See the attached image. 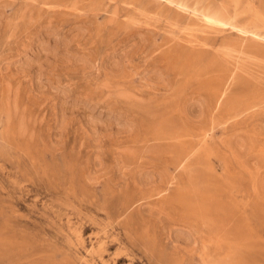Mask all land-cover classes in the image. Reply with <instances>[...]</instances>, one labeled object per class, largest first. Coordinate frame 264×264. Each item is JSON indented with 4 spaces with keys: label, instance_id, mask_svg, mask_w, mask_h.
<instances>
[{
    "label": "rangeland",
    "instance_id": "374dc122",
    "mask_svg": "<svg viewBox=\"0 0 264 264\" xmlns=\"http://www.w3.org/2000/svg\"><path fill=\"white\" fill-rule=\"evenodd\" d=\"M169 1L0 0V264H211L209 248L216 255L238 253L201 242L186 251L173 240L170 228L183 218L182 206L172 207L171 200L176 191L186 195L194 188L221 196L232 211L237 205L249 226L245 235L261 238L260 248L241 249L243 263L264 264V224L250 219L255 183L264 178V0H254L255 12L239 7L234 17L235 4L225 0V16L234 21L214 28ZM156 71L165 73V82L149 79ZM221 85L228 88L216 119L201 122L196 115H207V100ZM89 119L101 120L97 132ZM246 135L254 136L256 147L234 143ZM181 154L188 161L181 163ZM226 160L233 167L225 169ZM147 173L162 189L150 194L142 187L138 177ZM161 197L171 198L169 218L157 214Z\"/></svg>",
    "mask_w": 264,
    "mask_h": 264
},
{
    "label": "bare ground",
    "instance_id": "6f19581e",
    "mask_svg": "<svg viewBox=\"0 0 264 264\" xmlns=\"http://www.w3.org/2000/svg\"><path fill=\"white\" fill-rule=\"evenodd\" d=\"M167 1V0H166ZM227 1V0H226ZM226 1L225 0H210V1H206V0H170L169 2H176V4H178V5H176L175 3V5L176 6H179V7H181L183 10H186V11H189V9H191V11L193 10V12L196 14V15H198L199 14V16L200 17H202L204 20H206L207 22H208V24H210L211 25V27H212V25H223V26H225L226 27V25H232V23L231 22H233V21H230L229 19H231V18H229V15H228V17L227 16H225L226 14H228L230 11H229V6L227 5V3H226ZM230 1H232V3L233 4H235V7H236V10H233V12H234V14H233V17H234V15H239L240 13H242V12H255L256 11V9H255V7H254V5H253V2H254V0L252 1V0H230ZM228 2H229V0H228ZM73 3V2H72ZM77 2H75V4H76ZM232 4V5H233ZM73 5H74V3H73ZM77 5V4H76ZM168 5V4H167ZM72 6V5H71ZM243 7L244 9H243V11L241 12L240 11V8L239 7ZM74 7V6H73ZM75 7H77V6H75ZM168 7V6H167ZM173 8H175L174 6H173ZM177 8V7H176ZM170 10H171V7L169 8ZM181 9V10H182ZM175 11V10H174ZM259 11H261V10H258V12ZM262 11H264V10H262ZM176 12V11H175ZM178 12V11H177ZM257 12V13H258ZM191 13V12H190ZM146 14V13H145ZM176 14H181V13H176ZM259 14V13H258ZM232 15V14H231ZM243 15V14H242ZM260 16H261V14H260ZM178 17V16H177ZM181 18H182V16H180ZM184 17V16H183ZM249 18H251V16H248ZM247 17V18H248ZM262 17V16H261ZM133 18V17H132ZM186 18V17H185ZM253 18V17H252ZM264 18V17H263ZM234 19H236V18H234ZM245 19H246V17H245ZM260 19V18H259ZM188 20V19H187ZM253 20H254V18H253ZM261 20V19H260ZM176 21V20H175ZM178 21V23L181 21L180 19H178L177 20ZM191 21V20H190ZM199 21H201V20H199ZM256 21V20H255ZM264 21V20H263ZM198 22V21H197ZM237 22V21H236ZM235 22V23H236ZM254 22V21H253ZM172 23V22H171ZM174 23H176V22H174ZM189 23H191V22H189ZM194 23V22H193ZM200 23V22H199ZM202 23V22H201ZM261 22L259 21L258 22V24H260ZM187 24V23H186ZM192 24V23H191ZM196 23H194V25H195ZM189 25V24H188ZM205 25V24H204ZM203 25V26H204ZM261 26H264V25H262V24H260ZM197 26V25H196ZM193 27V26H192ZM195 27V26H194ZM209 27V26H208ZM212 28H214V27H212ZM242 28V27H241ZM263 28V27H262ZM206 29H207V27H206ZM247 29V28H246ZM249 29V28H248ZM243 30V29H242ZM217 31V30H216ZM215 31V32H216ZM245 31H247V30H245ZM243 32H244V30H243ZM248 32V31H247ZM247 32H245V33H247ZM254 33V35H252V39H254V40H256L257 42H258V40L260 39L259 38V33H255V32H253ZM70 34V33H69ZM248 34H249V32H248ZM247 36V35H246ZM261 37H262V34H261ZM50 38V37H49ZM48 38V39H49ZM263 38L264 37H262L261 39L263 40ZM256 42V43H257ZM44 43V42H43ZM255 43V42H254ZM259 43V42H258ZM228 44V43H227ZM261 44V43H260ZM259 44V45H260ZM229 45H231V47L232 46H234L235 44L233 43L232 44V42H231V44H229ZM229 45H227V46H229ZM46 46V45H45ZM44 46V47H45ZM226 46V45H225ZM224 46V47H225ZM226 46V47H227ZM256 46V45H255ZM230 47V48H231ZM257 47V46H256ZM46 49H48V48H46ZM45 49V50H46ZM51 49V48H50ZM53 49V48H52ZM55 49V48H54ZM228 49V48H227ZM238 50V49H237ZM49 51V50H48ZM228 51H232V50H228ZM51 52V51H50ZM56 52V51H55ZM54 52V53H55ZM235 53V52H234ZM56 54V53H55ZM227 54V53H226ZM228 55H230V53L228 54ZM48 56V55H47ZM169 56V55H168ZM176 56L175 55H172V56H170L169 57V59L171 58V60L173 59V58H175ZM236 57V56H235ZM222 58V57H221ZM168 59V58H167ZM188 59V58H187ZM187 59H186V61H187ZM240 59V58H239ZM118 60V59H117ZM175 60V59H174ZM189 60V59H188ZM85 61V60H84ZM86 62V61H85ZM118 62V61H117ZM119 63V62H118ZM170 63H171V61H170ZM185 64V63H184ZM116 66H118V64L116 63L115 64ZM29 67V66H28ZM119 67V66H118ZM115 68V67H114ZM169 68V67H168ZM40 72H42V71H40ZM149 79L150 80H152L153 82H156V83H163V82H165V73H163V71H156V73L155 74H153V75H151L150 77H149ZM168 84V83H167ZM39 88H40V86H39ZM227 85H221V86H219V87H217L216 88V90L213 92V93H211V94H213V95H211V97H209L208 98V100H207V103H206V107H205V109H207L208 110V112H206L207 113V115H205V110L203 111V110H201L197 115H196V117H198V118H200L201 119V122H202V120L203 119H207V118H210L209 120H215L216 119V116H215V113H216V111L219 109V107L221 106V104H222V101H223V99H225V97H226V91H227ZM64 89V88H63ZM53 92V91H52ZM66 92V91H65ZM212 92V91H211ZM122 93V92H121ZM125 93V92H124ZM128 93H130V92H128ZM65 93H62V95H64ZM125 94H127V93H125ZM124 94V95H125ZM133 94V93H132ZM257 94V93H256ZM130 95H131V93H130ZM15 96V95H14ZM65 96H66V94H65ZM87 97V96H86ZM127 97V96H126ZM86 99V98H85ZM139 99V98H138ZM64 100V99H63ZM195 100V99H194ZM65 102V101H64ZM64 106V105H63ZM223 107V106H222ZM221 108V107H220ZM64 113V112H63ZM217 114V113H216ZM194 116V115H193ZM91 117V116H90ZM214 117H215V119H214ZM94 118V117H93ZM110 118V117H109ZM59 119V118H58ZM63 119H65V118H63ZM90 120H92V121H90ZM60 121H62V119L60 120ZM59 121V122H60ZM64 121V120H63ZM97 121H98V123L99 122H101V120L99 121V120H93V119H89V122L88 123H90L91 122V125H90V127L93 129V131L94 132H97L96 131V129L98 128L97 126H96V123H97ZM199 121V120H198ZM205 121H207V120H205ZM200 121H199V123L197 122V124H202ZM215 122V121H214ZM61 123V122H60ZM97 123V124H98ZM211 123V122H210ZM19 124H21L22 125V122L20 123V121H19ZM23 124H25V123H23ZM62 124V123H61ZM64 124H65V122H64ZM204 124V123H203ZM60 125V124H59ZM127 125L128 124H124V125H122V126H124V129H125V127H127ZM63 126V125H62ZM99 126V125H98ZM129 126V125H128ZM200 126V125H199ZM198 126V127H199ZM27 127V126H26ZM130 127V126H129ZM30 128V127H29ZM101 128V127H100ZM106 130H108V131H110L109 129L111 128V125H107L106 127H104ZM119 128H120V132H122V130H121V127L119 126ZM123 128V127H122ZM203 128H204V126H203ZM22 129H24V128H22ZM21 129V130H22ZM91 129V130H92ZM124 129H123V131H124ZM199 129H201L200 127H199ZM198 129V130H199ZM118 130V129H117ZM127 130V129H126ZM125 130V131H126ZM197 130V131H198ZM202 130H204V129H202ZM24 131V130H23ZM22 131V132H23ZM93 131H91V132H93ZM210 131V130H209ZM21 132V131H20ZM27 132V131H26ZM118 132H119V130H118ZM200 132V131H199ZM203 132V131H202ZM204 132H206V130L204 131ZM249 133V132H248ZM247 133V134H248ZM251 133V132H250ZM23 134V133H22ZM18 135V134H17ZM25 135V134H24ZM191 135V134H190ZM195 134H193V136H194ZM206 135V134H205ZM251 135V134H250ZM210 136V135H209ZM247 136V138H245L244 136H240V137H237L236 138V140H235V144L238 146V144H244V142H249L250 143V145H251V147H256V139L254 138V136H249V135H246ZM190 137V136H189ZM233 137V136H232ZM256 137V136H255ZM205 138H206V136H205ZM177 139H179V138H177ZM177 139H175V140H177ZM193 139V138H192ZM180 140H182V139H180ZM183 140H185V139H183ZM186 140H188V139H186ZM196 140H198V138H196ZM201 140H202V138H201ZM205 140V139H204ZM227 140V139H226ZM231 140H232V138H231ZM178 141V140H177ZM228 142H229V138H228ZM202 143H203V141H202ZM226 143V142H225ZM229 144H231V142H229ZM247 144V143H246ZM208 145V144H207ZM204 146V145H203ZM206 146V145H205ZM227 147H228V145H226ZM259 146V145H258ZM257 146V147H258ZM195 147V146H194ZM202 147V146H201ZM200 147V148H201ZM197 147H195V149H196ZM210 148V147H209ZM212 148V147H211ZM210 148V149H211ZM230 148V147H229ZM198 150V149H197ZM206 150H207V148H206ZM229 150V149H228ZM232 150H233V147H232ZM236 150V149H235ZM198 151H200L201 153H203V151H202V149L200 150H198ZM197 151V153H195L197 156H198V152ZM231 151V150H230ZM237 151V150H236ZM165 152H167V151H165ZM178 152V151H177ZM235 152V151H234ZM236 154H238L237 152H235ZM131 154V153H130ZM134 153H132L131 155H133ZM180 154V153H179ZM195 154H194V156H195ZM200 154V153H199ZM213 154V153H212ZM131 155H129V157L131 156ZM139 154L137 153V155H136V153H135V156H138ZM177 155V154H176ZM201 155V154H200ZM205 155V154H204ZM225 155H227V153L225 154ZM235 155V154H234ZM135 156H134V158H135ZM175 156V155H174ZM180 156V155H179ZM207 156V155H206ZM224 156V155H223ZM222 156V157H223ZM231 156H233L232 154H231ZM236 156V155H235ZM238 156H239V154H238ZM237 156V157H238ZM97 157V156H96ZM176 157V156H175ZM210 157V156H209ZM228 157V156H227ZM234 157V156H233ZM232 157V158H233ZM237 157H235L236 158V160L237 159H239V158H237ZM131 158V157H130ZM129 158V159H130ZM172 158H173V156H172ZM177 159H178V155H177V157H176ZM175 158V160H177ZM189 158V155L188 154H184V155H182L181 154V157H180V159H181V163H183V161H185V160H187ZM195 158V157H194ZM201 158H202V155H201ZM221 157H219V159H220ZM241 158V157H240ZM261 159H262V157H260ZM132 159V158H131ZM190 159H191V156H190ZM193 159V158H192ZM191 159V160H192ZM204 159V158H203ZM207 159V158H206ZM231 159V158H230ZM260 159V160H261ZM263 159H264V156H263ZM133 160V159H132ZM135 160V159H134ZM178 161H179V159H178ZM188 161V160H187ZM186 161V163L185 164H187L188 162ZM201 161V160H200ZM207 161H208V159H207ZM206 161V163H208ZM210 161L212 162L213 161V159H210ZM240 161V160H239ZM262 161H264V160H262ZM173 162V161H172ZM190 162V161H189ZM202 162H203V160H202ZM202 162H200L199 164H201ZM224 162V161H223ZM234 162H235V160H234ZM237 162V161H236ZM242 162V161H241ZM241 162H239V165H240V163ZM175 163V162H174ZM174 163H172V164H174ZM204 163V162H203ZM214 163V162H213ZM225 164H223L224 165V168H225V166L226 167H230V166H232V165H229V161H225L224 162ZM261 163V162H260ZM103 164V163H102ZM176 164V163H175ZM178 164H180V163H178ZM177 164V168H178V165ZM189 164V163H188ZM193 164V163H192ZM215 164V163H214ZM222 164V163H221ZM235 164V163H234ZM244 164V163H243ZM263 164H264V162H263ZM189 165H191V164H189ZM194 165V164H193ZM213 165V164H212ZM176 165H174V167H175ZM184 166V165H183ZM243 166V165H242ZM245 166V165H244ZM243 166V167H244ZM99 167V166H98ZM185 167V166H184ZM186 167H187V165H186ZM190 167V166H189ZM192 167V166H191ZM190 167V168H191ZM221 167H223V166H221ZM233 167V166H232ZM240 167V166H239ZM242 167V168H243ZM167 167H165V169H166ZM190 168H189V170H188V168L186 169L188 172L190 171ZM245 168V167H244ZM163 169L165 172H166V170H167V172H168V169ZM179 169V168H178ZM183 169V168H182ZM192 169H193V167H192ZM226 169V168H225ZM231 169V168H230ZM241 169V168H240ZM248 169V168H247ZM246 169V170H247ZM96 170V169H95ZM162 170V171H163ZM214 170V168L212 167V171ZM227 170H229V169H227ZM242 170V169H241ZM245 170V171H246ZM249 170H251V169H249ZM176 171H178L177 169H176ZM182 171V170H181ZM185 171V170H184ZM195 171V169L194 170H191V173H193V172ZM218 171V170H217ZM224 171V170H223ZM231 171V170H230ZM242 171H244V170H242ZM248 171V170H247ZM246 171V172H247ZM95 172V171H94ZM146 172H149V170L148 171H146ZM170 172V171H169ZM168 172V174H170ZM186 172V171H185ZM184 172V173H185ZM188 172H186V173H188ZM204 172V171H203ZM241 172V171H240ZM250 172V171H249ZM249 172H248V174H249ZM154 174L156 173V172H153ZM173 173V172H172ZM181 173H183V172H181ZM180 173V174H181ZM190 173V174H191ZM197 173V172H196ZM211 173V172H210ZM209 173V174H210ZM215 173V172H214ZM145 175H146V173H144ZM148 174V173H147ZM177 174H179L178 172H177ZM177 174H175V175H177ZM189 174V173H188ZM190 174H189V176H190ZM194 174V173H193ZM208 174V175H209ZM233 174V173H232ZM235 174H239V173H234V175ZM247 174V173H246ZM251 174V173H250ZM253 174V173H252ZM138 175H140L139 173H138ZM138 175H137V177H138ZM142 176L141 175V177H138V178H140L141 179V181H142V183H143V185H142V187H147V189L146 190H148L149 192H151L150 194H153V192H155L156 190H159V188H160V186H159V188H158V186H157V188L158 189H156L155 187L156 186H154L153 185V180H154V175L153 174H148L147 176ZM157 176H159L158 175V173L156 174ZM163 175H165V174H163ZM213 175H215V174H213ZM219 175V174H218ZM233 175V176H234ZM254 175V174H253ZM185 176L187 177V174H185ZM191 176H192V174H191ZM190 176V177H191ZM193 176H195V175H193ZM210 176V175H209ZM212 176V175H211ZM211 176H210V178H211ZM233 176H232V178H233ZM249 176V175H248ZM250 176H252V175H250ZM254 176H256V174L254 175ZM176 177V176H175ZM174 177V181H176V183H177V181H178V179L177 180H175L176 178ZM180 177V176H179ZM178 177V178H179ZM182 177V176H181ZM184 177V176H183ZM183 177L181 178V179H183ZM237 177V176H236ZM241 177V176H240ZM253 177V176H252ZM252 177H249V178H252ZM257 177V176H256ZM137 178V179H138ZM159 178H160V176H159ZM158 178V179H159ZM171 179H173V177H170ZM193 178V177H192ZM209 178V179H210ZM213 178H215L214 176H213ZM224 178V177H223ZM226 178V177H225ZM231 178V179H232ZM239 178V177H238ZM136 179V180H137ZM181 179H179V181L181 180ZM187 179L188 178H186L185 180V182H187ZM191 179V178H190ZM195 179H198L197 177L195 178ZM220 179V178H219ZM218 179V180H219ZM229 179V178H228ZM236 179V178H235ZM240 179V178H239ZM244 179H245V177H244ZM248 179V178H247ZM260 179V178H259ZM157 180V179H156ZM192 181H194V178L193 179H191ZM212 180H214V179H212ZM216 180V179H215ZM215 180H214V182H215ZM217 180V181H218ZM225 180V179H224ZM254 180H256V178L254 179ZM137 181H139V180H137ZM174 181H172V182H174ZM188 181H190L189 179H188ZM192 181H191V183H192ZM198 180H196V183H198V184H200V182H197ZM210 181H211V179H210ZM227 181V180H226ZM237 181V180H236ZM241 181H242V179H241ZM241 181H239V182H241ZM249 181V180H248ZM257 181V180H256ZM169 182V181H168ZM171 182V181H170ZM203 182V181H202ZM214 182H213V184H214ZM229 182V181H228ZM250 182V181H249ZM184 183V182H183ZM194 183V182H193ZM196 183H194V186L193 187H195V185H196ZM212 183V182H211ZM217 183V182H216ZM215 183V184H216ZM232 183V182H231ZM236 183V182H235ZM237 183H238V181H237ZM255 182H253L252 184H254ZM260 183V184H259ZM137 184V183H136ZM156 184V183H155ZM157 184H159V182L157 183ZM160 184H161V182H160ZM188 184V183H187ZM214 184V185H215ZM224 184V183H223ZM240 184V183H239ZM255 184H258V187H257V189H256V191L258 192V194H257V196H258V198H257V200L255 201V200H253V202H252V204H251V207H252V209H253V212H252V217L250 216V219H252V221L253 220H255L254 222H260V223H262V225L264 224V178H263V180L261 181V182H258V183H255ZM145 185H147V186H145ZM148 185H149V187H148ZM164 185H165V183H164ZM171 185V184H170ZM180 185V184H179ZM185 185V184H184ZM192 185V184H191ZM216 185H218V184H216ZM220 185V184H219ZM218 185V187H220ZM226 185V184H225ZM236 185V184H235ZM172 186V185H171ZM176 186V185H175ZM178 186V185H177ZM176 186V190H177V187ZM183 186V185H182ZM221 186H223V185H221ZM228 186V185H227ZM238 186V185H237ZM256 186V185H255ZM138 187V186H137ZM136 187V188H137ZM142 187L140 188V189H142ZM161 187H164V186H162L161 185ZM168 187V186H167ZM211 187V186H210ZM169 188V187H168ZM198 188H199V185H198ZM197 188V189H198ZM215 188H216V186H215ZM225 188V187H224ZM236 188V187H235ZM160 189H162V188H160ZM165 189V188H164ZM163 189V190H164ZM173 189V188H172ZM180 188H178V190H179ZM207 189V188H206ZM227 189V188H226ZM243 189V188H242ZM245 189V188H244ZM146 190H144V191H146ZM174 190V189H173ZM180 190H182V189H180ZM186 190V189H185ZM199 190V189H198ZM214 192L217 190H214V189H212ZM222 190V189H221ZM233 190V189H232ZM236 190H238L237 188H236ZM140 190H138V192H139ZM148 191H147V193H144L145 195L146 194H148ZM168 191H169V189H168ZM209 191V190H208ZM208 191H204L202 188L199 190V191H196V188H194V191L192 192L191 191V193L190 194H184V191H183V193L182 194H180L178 191H176V193H178V194H175V195H177L176 197H174V198H172L173 200H171V198L170 199H168V201H164L163 200V197L166 195V193H167V190H166V193H162L161 194V196L162 195H164L163 197H161L162 198V200H163V202H161L162 203V205H161V207L159 208V210L157 211V214H158V216L159 217H161V215H163L164 214V216L166 215V217H167V215L169 216V212H168V210L170 209V206H171V203H169V200H171V202L173 201V203H172V207L174 206L173 204L174 203H176L177 202V204H179V205H181L182 206V209L180 210L179 209V212L181 211L182 212V215H181V217L183 218V222H181V224H179L180 225V227H176V229H173V228H170L171 229V232L173 231V240L175 239V241H177L179 244L181 243V246H182V244H183V247H185V248H187V250L186 251H188V248L190 249V248H194L196 245H198V242H201L202 244H203V246H204V248H208L209 246V244H211V243H214L215 245H216V247L221 251V250H223V253L225 254V250H227V251H230V250H238V249H240L239 251H237L238 253H233L232 255L230 254V256H229V253H226L224 256H222L221 254H222V252H221V254L220 255H216V254H214L213 252H211L214 248H211V251H210V248L209 249H207V250H205V254H206V257H207V260L208 261H206V262H209V261H211L212 259V262H211V264H242L244 261L242 260L243 258H242V256H240V254H241V249L242 248H250V249H255L256 250V248L258 247V248H260V242H261V238H259V237H250L248 234H246V235H248V236H246L245 235V231H246V227H249L247 224V222H246V219L244 218V216H237V214H236V210L238 209V208H235L236 206H234V209H235V211H232V208L230 207V206H227L228 204H222L220 201L222 200H220V198H221V196H220V198H218V200H217V197L216 198H214L213 199V197H215L214 195H213V197L212 198H210V196H208ZM224 191V190H223ZM227 191V190H226ZM225 191V192H226ZM239 191V190H238ZM138 192H136V193H138ZM142 192V191H141ZM159 192V191H158ZM161 192V191H160ZM160 192L159 193H157V194H160ZM165 192V191H164ZM169 193H170V191H169ZM172 193H175L174 191H172ZM224 192H222V194H223ZM255 192H253V194H254ZM141 194V193H140ZM150 194L149 195H147V196H150ZM219 194V193H218ZM130 195H131V193H130ZM137 195H139V194H137ZM145 195H142L143 197L145 196ZM168 195H170V194H168ZM173 195V194H172ZM175 195H173V196H175ZM212 195V194H211ZM221 195V194H220ZM249 195V194H248ZM256 195V194H255ZM134 196V195H133ZM153 196V195H152ZM157 196V195H156ZM171 196V195H170ZM257 196H255V198L257 197ZM142 197V198H143ZM247 197V196H246ZM151 198V197H150ZM155 198V197H154ZM159 198V197H158ZM161 198L159 199V200H161ZM166 198H168V197H166L165 196V199ZM248 198V197H247ZM250 198H251V195H250ZM254 198V199H255ZM149 199V198H148ZM122 200V199H121ZM136 198H135V202H136ZM140 200V199H139ZM144 200H146V199H144ZM149 200H151V199H149ZM154 200H156V199H154ZM220 200V201H219ZM224 200V199H223ZM151 201H153V200H151ZM158 201V200H157ZM155 203H156V201H154ZM250 202V201H249ZM250 202V203H251ZM122 203H123V201H122ZM137 203V202H136ZM157 203H159V202H157ZM156 203V204H157ZM161 203H159V204H161ZM155 204V205H156ZM238 204H240V203H238ZM235 205V204H234ZM243 205H244V203H243ZM124 206V205H123ZM156 206H158V205H156ZM176 206V205H175ZM250 206V205H249ZM153 207V206H152ZM240 207V206H239ZM155 208V207H154ZM157 208V207H156ZM242 208V207H241ZM247 208V207H246ZM130 209V208H129ZM174 209V208H173ZM172 209V210H173ZM244 207H243V212H244ZM248 209V208H247ZM127 210V209H126ZM152 210V209H151ZM157 210V209H156ZM124 211H125V209H124ZM150 211V210H149ZM153 211V210H152ZM169 211H171V209L169 210ZM176 211V210H175ZM174 211V212H175ZM151 212V211H150ZM168 212V213H167ZM177 212V211H176ZM242 212V213H243ZM155 213H156V211H155ZM173 213V212H172ZM240 213H241V211L239 210V215H240ZM152 213H150V215H151ZM175 214V213H174ZM179 214V213H178ZM170 215H171V212H170ZM176 215H177V213H176ZM245 215H246V213H245ZM157 216V215H156ZM157 216V217H158ZM173 218L175 217L174 215H171ZM179 216H180V214H179ZM149 217V216H148ZM153 218V217H152ZM155 218V217H154ZM153 218V219H154ZM162 218H163V216H162ZM167 218H169V217H167ZM171 218V217H170ZM157 219V218H156ZM156 219H154V220H156ZM160 219V218H159ZM159 219H157V220H159ZM165 219V218H164ZM175 220H177L178 221V219H179V221H181L182 219L179 217L178 219H176V218H174ZM173 219V220H174ZM181 219V220H180ZM146 221V220H145ZM149 221V218H148V220H147V222ZM251 221V222H252ZM142 222V221H141ZM150 222H152V221H150ZM156 222V224H157V221H155ZM159 223V222H158ZM141 224V223H140ZM150 224H152V223H149V225ZM162 224V223H161ZM155 225V224H154ZM153 225V227L155 228L156 226H154ZM158 226H159V224H158ZM257 226V225H256ZM258 226H259V223H258ZM147 227V226H146ZM160 227V226H159ZM162 227V226H161ZM160 227V228H161ZM252 227V226H251ZM151 228H152V226H151ZM261 228V227H260ZM140 229H144V227H141ZM150 229V228H149ZM159 229V228H158ZM163 229H164V226H163ZM163 229L160 231L161 233H162V231H163ZM166 230V229H165ZM164 230V231H165ZM245 230V231H244ZM261 230V229H260ZM259 230V231H260ZM147 231H149V230H147ZM155 231V230H154ZM168 231V230H167ZM205 231H208L209 233H210V237H209V234L207 233V232H204ZM145 232H146V230H145ZM150 232H152L151 230H150ZM149 232V233H150ZM159 232V233H160ZM140 233H142V232H140ZM144 233V232H143ZM142 233V234H143ZM147 233V232H146ZM144 234L143 235V237L144 236H146L147 234ZM158 233V231H157V234H159ZM161 233H160V235H161ZM202 233L204 234V236H205V234L206 235H208V239H206V237L204 238L203 236H202ZM262 233V232H261ZM260 233V234H261ZM264 233V232H263ZM152 234V233H151ZM155 234V233H154ZM168 234V233H167ZM141 234H139L138 236H140ZM156 235V234H155ZM163 235V234H162ZM166 235V234H165ZM169 235V234H168ZM151 236H153V234L151 235ZM141 237V236H140ZM140 237H139V239H140ZM162 237V236H161ZM202 237L204 238V241L202 240ZM142 239V238H141ZM140 239V240H141ZM149 239V240H148ZM155 239H157L156 237H155ZM165 239H167V238H165ZM145 240L147 241H149L150 242V238H147V239H144V241H143V239H142V241L143 242H145ZM152 240V239H151ZM260 240V241H259ZM147 241V242H148ZM157 241V240H156ZM159 241V240H158ZM154 242V241H153ZM153 242H150V243H153ZM5 243V242H4ZM159 243V242H158ZM174 243V242H173ZM3 243H1V245H2ZM11 244H13V242L11 243ZM143 244V243H142ZM147 244V246H148V248H150L149 247V243H146ZM165 244V243H164ZM163 244V245H164ZM179 244H176L177 245V247H178V245ZM213 244V245H214ZM263 244H264V242H263ZM144 245V244H143ZM156 245V244H155ZM175 245V246H176ZM11 246H14V245H11ZM144 246H146V245H144ZM153 246H154V244L152 245V248H153ZM161 246V244H159V247ZM174 246V245H173ZM172 246V247H173ZM181 246H180V248H181ZM211 246V245H210ZM156 247H158V245H156L155 247H154V249H156V250H158V248H156ZM212 247V246H211ZM173 248H175V247H173ZM201 248V247H200ZM203 248V247H202ZM12 249V248H11ZM14 249V248H13ZM12 249V250H13ZM161 249H163V247L161 248ZM176 249V248H175ZM174 249V250H175ZM184 249V248H183ZM182 249V250H183ZM225 249V250H224ZM149 250V249H148ZM156 250L155 251H152V250H149V251H152V252H155L156 253ZM173 250V249H172ZM178 250V249H177ZM244 250V249H243ZM202 251V250H201ZM201 251H200V253H201ZM218 251V250H217ZM219 251V252H220ZM225 251V252H224ZM246 251H247V249H246ZM259 251H261V249L259 250ZM3 252V251H2ZM12 252V251H11ZM157 252H159V251H157ZM173 252V251H172ZM174 252H177V251H174ZM214 252H216L215 250H214ZM218 252V253H219ZM240 252V253H239ZM263 252H264V249H263ZM217 253V254H218ZM243 253H244V251H243ZM258 253H260V252H258ZM14 254V253H13ZM153 254V253H152ZM180 254V253H179ZM235 254H236V256H235ZM239 254V255H238ZM261 254H263L262 252H261ZM154 255V254H153ZM171 255V254H170ZM177 255V254H176ZM202 255H203V251H202ZM169 256V255H168ZM171 256H173V254L171 255ZM234 256V257H233ZM259 256H260V254H259ZM203 257V256H202ZM205 257V256H204ZM231 257V258H230ZM260 257H262V256H260ZM230 258V259H229ZM255 258V257H254ZM17 259H18V257H17ZM122 259V258H121ZM203 259V258H202ZM206 259V258H205ZM246 259V258H245ZM169 260L170 261H172L170 258H169ZM10 261V260H9ZM12 261V260H11ZM203 262H204V260H202ZM13 262H15V261H13ZM173 262H175V261H173ZM172 262V263H173ZM12 264H15V263H12ZM171 264V263H170ZM209 264H210V262H209ZM244 264V263H243ZM247 264H248V262H247Z\"/></svg>",
    "mask_w": 264,
    "mask_h": 264
}]
</instances>
